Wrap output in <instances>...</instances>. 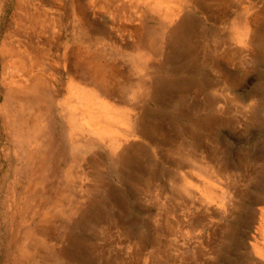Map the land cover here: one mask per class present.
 <instances>
[{
	"label": "rangeland",
	"instance_id": "obj_1",
	"mask_svg": "<svg viewBox=\"0 0 264 264\" xmlns=\"http://www.w3.org/2000/svg\"><path fill=\"white\" fill-rule=\"evenodd\" d=\"M0 81V264H105L39 244L60 205L109 264H264V0H0ZM104 104L125 158L76 128Z\"/></svg>",
	"mask_w": 264,
	"mask_h": 264
},
{
	"label": "bare ground",
	"instance_id": "obj_2",
	"mask_svg": "<svg viewBox=\"0 0 264 264\" xmlns=\"http://www.w3.org/2000/svg\"><path fill=\"white\" fill-rule=\"evenodd\" d=\"M160 7V6H159ZM134 9V8H133ZM167 11V10H166ZM185 20V19H184ZM182 21V20H181ZM187 23V22H186ZM177 24V23H176ZM184 24V23H183ZM189 24H190V22H189ZM188 24V25H189ZM181 25V24H180ZM186 27V25L184 26V28ZM182 28V27H181ZM178 30H179V27H178ZM169 31V30H168ZM172 31H174V30H172ZM180 31V30H179ZM249 34V33H248ZM184 35V34H183ZM179 36H180V34H179ZM245 37V36H244ZM189 40V39H188ZM190 41V40H189ZM222 45V44H221ZM157 46V45H156ZM249 45H247V47H248ZM204 47V46H203ZM261 47V46H260ZM167 50V49H166ZM165 50V51H166ZM80 51V50H79ZM4 52V51H3ZM18 52V51H17ZM137 53H138V55H139V57H140V59L142 60L141 61V66H139V70H143L144 69V71H142L141 72V75L142 74H144L145 73V71H146V64H147V62H146V58H145V56H146V53H145V50L144 49H138V51H137ZM190 53V52H189ZM2 54V53H1ZM7 54H9V53H7ZM5 57V56H4ZM26 57V56H25ZM31 57V56H30ZM199 57V56H198ZM8 58V57H7ZM13 58V57H12ZM11 59V58H10ZM13 59H15V58H13ZM200 59V58H199ZM28 60V59H27ZM10 61V60H9ZM8 61V62H9ZM32 61V60H31ZM185 61V60H184ZM224 61V60H223ZM38 62V61H37ZM2 64V63H1ZM8 64H10V63H8ZM7 64V65H8ZM16 64H17V62H16ZM33 64V63H32ZM6 65V64H5ZM13 65V64H12ZM23 65V64H22ZM26 65V64H25ZM29 65V64H28ZM3 66V65H2ZM14 66V65H13ZM33 66V65H32ZM40 66V65H39ZM31 67V66H30ZM171 67V66H170ZM26 68V67H25ZM184 68V67H183ZM3 70H4V68H2ZM35 69V68H34ZM38 69H39V67H38ZM170 69H172V68H170ZM188 69V68H187ZM166 70V69H165ZM164 70V71H165ZM168 70V69H167ZM12 71V70H11ZM22 71H23V69H22ZM36 72H37V70H35ZM34 71V72H35ZM171 71V70H170ZM26 73H27V70L25 71ZM33 72V71H32ZM75 72V71H74ZM14 73V72H13ZM26 73H24V75L26 74ZM76 73V72H75ZM109 73V72H108ZM113 73V72H112ZM152 73V72H151ZM12 74V73H11ZM34 74V73H33ZM32 74V75H33ZM37 74V73H36ZM171 74H172V72H171ZM40 75V74H39ZM38 75V76H39ZM43 75V74H42ZM159 75V74H158ZM157 75V76H158ZM13 76V75H12ZM17 76H19V75H17ZM36 76V75H35ZM27 77H29V76H27L26 75V78ZM186 77V76H185ZM171 78V77H170ZM33 78H31V80H32ZM42 79V78H41ZM144 79V78H143ZM165 79V78H164ZM11 80V79H10ZM9 80V81H10ZM141 80H142V78H141ZM168 80H170V79H168ZM173 80V79H172ZM28 81V80H27ZM33 81V80H32ZM163 81V80H162ZM1 82V81H0ZM7 82V81H6ZM40 82V81H39ZM47 82V81H46ZM11 83V82H10ZM10 83H8V84H10ZM50 83V82H49ZM5 84V83H4ZM25 84V83H24ZM31 84H32V82H31ZM41 84V83H40ZM156 84V83H155ZM3 86V85H2ZM144 86V83H143V85L142 86H140V89H142V87ZM153 86V85H152ZM8 87H10V86H8ZM13 87V86H12ZM52 87V86H51ZM105 88V87H104ZM2 89V88H1ZM3 90V89H2ZM9 90V89H8ZM4 91V90H3ZM2 91V92H3ZM36 91V90H35ZM56 93V92H55ZM159 93H160V91H159ZM162 93V95L164 96V92H161ZM54 94V93H53ZM10 95V94H9ZM40 95H41V93H40ZM148 95V94H147ZM186 96V95H185ZM40 97V96H39ZM42 97V96H41ZM47 97V96H46ZM187 97V96H186ZM14 98V97H13ZM13 100V99H12ZM45 100V99H44ZM46 100H48V99H46ZM14 101V100H13ZM17 101V100H16ZM42 101V100H41ZM21 102V101H20ZM105 105V104H104ZM104 105H102V106H104ZM28 106L29 105H27V108H28ZM149 106V105H148ZM1 107H3V106H1ZM113 109V108H112ZM151 109V108H150ZM81 110H82V112H83V114L88 118V120L90 121V123L92 124V123H95L96 124V121L95 120H99V123H100V128L101 129H103V130H101V129H99V131H96V128H93L92 126H89L90 125V123H89V125H87L88 127H86V128H83V127H81V126H76V128L82 133V132H84L85 130L86 131H88L89 133H92V134H94L95 136H97V137H99V139H101L102 137H104V135L103 134H107V133H112V134H110V135H113L112 136V138H113V141L111 142V144H110V148H111V151L113 152V153H115L116 152V155H121V157L123 158H125V156L127 155V153L126 154H124L123 155V153H125V150L123 149H121V151H120V147H121V145H120V143L119 142H116V139L117 138H123V136H127V135H129V134H131V130H132V127H131V123H130V121L128 120V117H125V118H121L120 116H116V115H112L111 113H109L110 111H109V107H106V105L104 106V107H88V106H84V105H82V107H81ZM156 110V109H155ZM148 111H151V110H148ZM153 111V110H152ZM115 112V111H114ZM145 113L147 112L146 110L144 111ZM138 113H139V115L141 116V114H140V112L138 111ZM186 113V112H185ZM166 114H167V112H166ZM38 116H40V115H38ZM187 116V115H186ZM42 117V116H41ZM69 117H71V116H69ZM124 117V116H123ZM142 117V116H141ZM141 117L140 118H138L139 120L141 119ZM153 117V116H152ZM241 117V116H240ZM43 118V117H42ZM22 119V118H21ZM75 119V118H74ZM145 119V118H144ZM147 119V118H146ZM152 119V118H151ZM72 120V119H71ZM118 120V122L120 121V123H122L121 125L122 126H124V130H123V133L124 134H119V132H117L116 133V135H115V130L116 129H120V127H118V125H116L115 123H116V121ZM142 120H143V118H142ZM141 121V120H140ZM22 122V121H21ZM29 122V121H28ZM38 122V121H37ZM79 123V122H78ZM141 123L142 122H140V125H141ZM43 124V123H42ZM144 125V124H143ZM35 126V125H34ZM34 126H32V127H34ZM145 126V125H144ZM143 126V127H144ZM36 127V126H35ZM109 127V128H108ZM111 127L113 128L112 130H111ZM142 127V128H143ZM147 129V128H146ZM150 129V128H149ZM148 129V130H149ZM140 130H142L141 128H140ZM38 131H39V129H38ZM36 132V131H35ZM147 132H149V131H147ZM142 133V132H141ZM144 133V132H143ZM164 133V132H163ZM192 133V132H191ZM40 135V134H39ZM165 135H166V133H165ZM168 135V134H167ZM37 136V135H36ZM141 136H143V135H141ZM144 137V136H143ZM158 137V136H157ZM38 138V137H37ZM42 139V138H41ZM103 139V138H102ZM43 140V139H42ZM139 141V140H138ZM38 142V141H37ZM108 142V141H107ZM126 142V141H125ZM124 142V143H125ZM131 142V141H130ZM132 142H133V140H132ZM131 142V143H132ZM35 143V142H34ZM129 143V142H128ZM136 143H138V142H136ZM174 143V142H173ZM33 144V143H32ZM31 144V145H32ZM142 144V143H141ZM129 145V144H128ZM145 145V144H144ZM127 146V145H126ZM137 146V145H136ZM93 147L94 146H92V145H90V146H80V147H77V150H80V152L82 153V152H90L91 151V149H93ZM135 147V146H134ZM31 148V147H30ZM109 148V147H108ZM122 148V147H121ZM132 149V148H131ZM160 149V148H159ZM138 150V149H137ZM32 151V150H31ZM159 151V150H158ZM121 152V153H120ZM33 153V152H32ZM158 153V152H157ZM162 154V153H161ZM31 155V154H30ZM131 155V154H130ZM181 155V154H180ZM199 155V154H198ZM183 156V155H182ZM134 157V156H133ZM150 157V156H149ZM95 158V157H94ZM118 158V157H117ZM120 158V157H119ZM83 159V158H82ZM97 159V158H96ZM92 160V159H91ZM130 160H132V159H130ZM150 160V159H149ZM43 161V160H42ZM156 161V160H155ZM171 161V160H170ZM210 161V160H209ZM214 161V160H213ZM194 162H195V160H194ZM151 163V162H150ZM44 164V163H43ZM87 164V163H86ZM89 165H91V164H89ZM95 165V164H94ZM113 165V164H112ZM116 165V164H115ZM126 165V164H125ZM207 165V164H206ZM213 165V164H212ZM93 166V165H92ZM91 166V167H92ZM100 166V165H99ZM108 166V165H107ZM140 166V165H139ZM214 166V165H213ZM87 167V166H86ZM101 167H103V166H101ZM200 167V166H199ZM205 173H209L210 175H213V174H215V172L211 169V167H208V166H206L205 168ZM89 170V169H88ZM100 170V169H99ZM98 170V171H99ZM93 171V170H92ZM94 171H95V169H94ZM88 172V171H87ZM99 173V172H98ZM98 173H97V175H98ZM113 173V172H112ZM100 174H102V173H100ZM208 174V175H209ZM209 175V176H210ZM100 176V175H99ZM101 176H104L103 174L101 175ZM87 177V176H86ZM94 177H95V175H94ZM146 177V176H145ZM231 177V176H230ZM98 178H101V177H98ZM103 178V177H102ZM94 179V178H93ZM134 179V178H133ZM89 180H91L92 181V179H89ZM95 180H96V177H95ZM99 180V179H98ZM106 180V179H105ZM109 180V179H108ZM140 180V179H139ZM90 181V182H91ZM100 181V180H99ZM111 181V180H110ZM93 182V181H92ZM96 182V181H95ZM102 182V181H101ZM109 183V182H108ZM95 184V183H94ZM110 184V183H109ZM224 184V183H223ZM97 185V184H96ZM95 185V186H96ZM84 186V185H83ZM90 186H92V185H90ZM125 186H126V184H125ZM103 187V186H102ZM98 190V189H97ZM109 190V189H108ZM107 191V190H106ZM110 191V190H109ZM87 192H88V190H87ZM90 192V191H89ZM95 192V191H94ZM97 193V192H96ZM107 193H108V191H107ZM89 194V193H88ZM109 194V193H108ZM107 194V195H108ZM76 195V194H75ZM192 195V194H191ZM80 197V196H79ZM108 197V196H107ZM82 198V197H81ZM148 198V197H147ZM151 199H153V198H151ZM113 202H115V201H113ZM148 202V201H147ZM155 202V201H154ZM150 203V202H149ZM123 204V203H122ZM121 204V205H122ZM225 205V204H224ZM88 206V205H87ZM232 208V207H231ZM83 209V208H82ZM74 210H75V208L73 209L72 208V210H71V206H64V205H60V206H58V208H56V214H57V216H59L61 219H59V221H53V220H45V221H43V223L41 224V227H39L38 229H37V232L39 233V236H40V239H39V244L40 245H42V247H45V248H53V247H62V246H60V245H62V243H63V241L66 239L67 241H69V245H71V250L67 253V255H66V258H67V260H69V261H71V262H75L76 260H77V258L79 257V255H81V256H84V257H90V256H94L93 255V253H95L96 255L95 256H100V257H102L103 258V260H104V263L105 264H109L110 263V261H111V256L113 255L112 254V252H113V249H112V243H113V234L111 235L110 233H109V228H108V224H109V222H107V220L106 221H101V219L100 220H98V221H96L95 220V222H92V225L93 226H95V228L94 227H89V224L90 223H86L84 220H80L79 221V219H77V220H73V219H71V217H69V216H71V215H73L74 214ZM78 210H79V208L77 209V210H75L76 212H78ZM95 213H97V212H95ZM69 214V215H68ZM47 216V215H46ZM93 216V215H92ZM96 217H98V216H96ZM151 217V216H150ZM153 217V216H152ZM88 218V217H87ZM110 218V217H109ZM50 219V218H49ZM53 219V218H52ZM119 219V218H118ZM94 220V219H93ZM128 220V219H127ZM134 220V219H133ZM157 220V219H156ZM155 220V221H156ZM168 221V220H167ZM90 222V221H89ZM153 222V221H152ZM123 223H125V222H120V224H123ZM127 223V222H126ZM115 225H117V224H115ZM71 227H73V228H76V229H78L79 227H80V230H83L82 232L86 235V236H83V235H81V236H74V235H67L66 236V234L65 235H62L61 236V234H59L60 232L59 231H62V230H64V229H69V228H71ZM89 229H90V232H89ZM125 229V228H124ZM119 231V230H118ZM117 232V231H116ZM124 233V232H123ZM123 233H121V234H123ZM130 233V232H129ZM79 235V234H78ZM116 235V234H115ZM118 235H120V234H118ZM117 239L119 240V236H117ZM93 240H96V241H98V243H96L97 244V247H94V243H93ZM73 248H75V249H73ZM95 248H97V250L95 249ZM95 249V250H94ZM67 252V251H66ZM61 254H63V256L65 255L64 253H62L61 252ZM117 255V254H116ZM120 258H121V255H120Z\"/></svg>",
	"mask_w": 264,
	"mask_h": 264
}]
</instances>
